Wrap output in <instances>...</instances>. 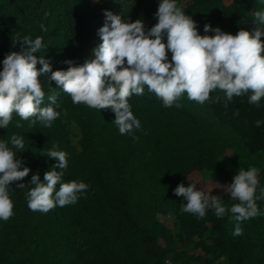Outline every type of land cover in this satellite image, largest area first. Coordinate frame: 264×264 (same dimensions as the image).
<instances>
[{"label":"trees","instance_id":"16d2710c","mask_svg":"<svg viewBox=\"0 0 264 264\" xmlns=\"http://www.w3.org/2000/svg\"><path fill=\"white\" fill-rule=\"evenodd\" d=\"M158 3L0 0V71L6 55L21 50L20 44L13 47L17 36L42 37L43 47L34 55L50 61L53 71L67 70L65 60L78 66L94 58L91 50L101 42L97 32L105 10L126 23L140 19L150 29L157 23L153 12ZM176 3L196 22L201 36L205 24L232 35L241 29L251 32L257 26L254 12L264 11V0ZM163 42L167 43L166 38ZM167 56L171 61V52ZM38 79L45 93L40 107L49 106L48 98L55 96L57 104L52 107L59 117L51 127H43L13 113L8 128H0V141H9L11 148L13 134L23 137L24 148L13 151L31 169L22 181L26 186L33 174L39 173L43 182L44 173L52 169L56 161L46 153L55 144L56 150L67 153L62 182L82 181L89 187L78 194L75 204L42 213L28 208V188L10 185L14 214L8 221L0 220V264H264V199L256 201L260 215L241 222L242 235L234 236L236 222L230 212L217 218L206 210L205 217L197 219L182 213L185 201L173 195L178 184L188 186L193 173L230 184L239 168L247 171L250 167L258 170L255 195H260L264 188V97L256 106L248 103L251 93L234 96L225 107L224 101L213 102L224 95L220 90L210 92L203 105L188 100L185 92L166 108L145 85L143 95L128 98L141 127L121 135L110 109L74 105L54 81L49 83L44 76ZM258 120L260 127L255 126ZM17 122L23 127L17 128ZM228 150L232 151L230 170L224 166ZM212 195L221 196L226 208L238 203L225 193Z\"/></svg>","mask_w":264,"mask_h":264},{"label":"clouds","instance_id":"9594fccd","mask_svg":"<svg viewBox=\"0 0 264 264\" xmlns=\"http://www.w3.org/2000/svg\"><path fill=\"white\" fill-rule=\"evenodd\" d=\"M103 15V26L97 32L101 42L91 50L94 58L78 66L72 60H65L67 70L53 71L50 61L34 55L43 47L42 37L13 38V47L20 44L21 50L10 52L2 61L0 128H8L13 113L25 121L32 118L31 125L52 126L60 113L52 107L57 104L55 96L48 98L49 106L40 107L45 97L38 79L41 76L61 87L74 105L110 109L115 115L112 122L121 135L141 127L128 98L133 94L143 95L145 85L166 108L172 107L185 92L188 100L203 105L209 100L210 92L220 90L224 95L215 97L213 102L224 101L225 107L234 96L251 93L248 103L256 106L264 97V56L261 55L264 52L261 41L264 11L254 12L253 23L257 26L251 32L241 29L232 35L205 24L203 36L198 33L196 22L177 6L176 0H159L154 14L157 23L150 29H146L140 19L126 23L120 15L108 10ZM41 29L46 31L44 25ZM209 32L214 35H207ZM168 52L172 54L171 61ZM38 64L42 66L39 70ZM175 106L182 107L179 103ZM261 123L258 120L255 126L260 127ZM15 126L23 127L19 122ZM10 144L11 148L9 141H0V220L8 221L14 214L9 197L13 183L18 189H29L27 206L33 212L48 213L57 206L75 204L78 194L87 192L89 186L82 181L62 182L68 166L67 153L56 150L55 144L46 153L47 158L56 161L52 169L44 173L43 182L39 173L33 174L26 186L22 181L31 169L24 166L25 162L13 151L24 148L23 137L13 134ZM257 175L254 167L247 171L239 168L230 184H214L213 188L222 189L231 200L238 201L230 208H226L221 196L211 195L212 190H198L195 182L188 186L178 184L173 195L185 201L180 211L196 215L197 219H203L206 210H212L217 218L230 212L236 222L233 235L240 236V223L260 215L256 201L264 199V188L259 196L255 195L259 183Z\"/></svg>","mask_w":264,"mask_h":264},{"label":"rangeland","instance_id":"374dc122","mask_svg":"<svg viewBox=\"0 0 264 264\" xmlns=\"http://www.w3.org/2000/svg\"><path fill=\"white\" fill-rule=\"evenodd\" d=\"M230 0H227V3H229ZM156 13V11L153 12V15ZM264 56V55H263ZM76 141V138H73V142ZM232 154L231 150H228V152L226 153V160L224 162V166L227 170H230V164H229V158ZM189 181L190 183H197V189H201V188H205V190L211 191V195L213 193H221L224 194V192L222 191V189L220 188H213L215 187L214 184H220V185H227L225 183H223L222 181H220L218 178L214 177V176H208V177H204L198 173H193L190 175L189 177ZM213 188V189H212Z\"/></svg>","mask_w":264,"mask_h":264}]
</instances>
